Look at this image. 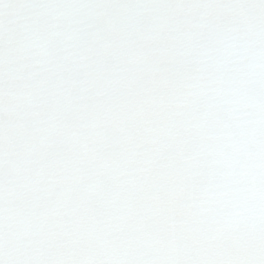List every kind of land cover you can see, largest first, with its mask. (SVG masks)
Wrapping results in <instances>:
<instances>
[{
    "label": "snow or ice",
    "instance_id": "obj_1",
    "mask_svg": "<svg viewBox=\"0 0 264 264\" xmlns=\"http://www.w3.org/2000/svg\"><path fill=\"white\" fill-rule=\"evenodd\" d=\"M0 264H264V0H0Z\"/></svg>",
    "mask_w": 264,
    "mask_h": 264
}]
</instances>
